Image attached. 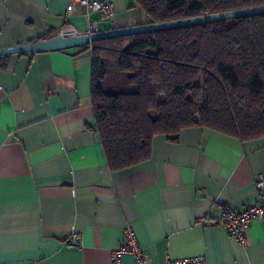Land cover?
Returning a JSON list of instances; mask_svg holds the SVG:
<instances>
[{"label":"crops","instance_id":"1","mask_svg":"<svg viewBox=\"0 0 264 264\" xmlns=\"http://www.w3.org/2000/svg\"><path fill=\"white\" fill-rule=\"evenodd\" d=\"M109 1L113 14L100 19L79 4L70 11L72 0H0V48L63 26L83 35L89 22L98 31L147 23L132 0ZM90 89L81 46L8 55L0 68V264H110L127 225L150 264H264L263 221L252 219L242 241L220 223L224 204L259 199L264 136L187 127L176 140L155 135L147 160L111 171ZM73 234L79 247L66 245ZM121 264L136 262L125 254Z\"/></svg>","mask_w":264,"mask_h":264},{"label":"trees","instance_id":"2","mask_svg":"<svg viewBox=\"0 0 264 264\" xmlns=\"http://www.w3.org/2000/svg\"><path fill=\"white\" fill-rule=\"evenodd\" d=\"M132 1L147 23L264 5ZM81 49L91 55L94 129L111 171L147 160L155 135L176 140L187 127L241 140L264 136V12L104 38ZM7 58L0 56V68Z\"/></svg>","mask_w":264,"mask_h":264},{"label":"built area","instance_id":"3","mask_svg":"<svg viewBox=\"0 0 264 264\" xmlns=\"http://www.w3.org/2000/svg\"><path fill=\"white\" fill-rule=\"evenodd\" d=\"M79 4L85 8V15L88 17L90 11L97 12L100 19H108L113 14L112 3L109 0H72L69 10L73 11ZM98 32L96 22H89L88 33ZM72 27L63 26L57 29L56 35H75ZM254 186L258 192L259 199L254 204L245 205L238 209L233 205L224 204L222 206L220 223L229 235L242 241L246 234L249 222L258 219L264 222V180L258 177L254 180ZM202 221V219H200ZM80 235L73 234L66 245L68 247L80 246ZM125 254L131 255L136 264H150L143 255L142 248L138 245L132 229L127 225L123 231L120 245L110 252V264H121V257ZM202 261V257L191 256L183 258H168L165 264H197Z\"/></svg>","mask_w":264,"mask_h":264},{"label":"water","instance_id":"4","mask_svg":"<svg viewBox=\"0 0 264 264\" xmlns=\"http://www.w3.org/2000/svg\"><path fill=\"white\" fill-rule=\"evenodd\" d=\"M264 12V5L246 7L241 9H234L229 11H222L212 14H202L182 19L169 20L157 23H146L130 27H122L108 31H98L95 33H87L83 35H55L50 38L28 42L24 44L13 45L9 47L0 48V56L21 54V53H37L43 51L65 49L76 46H83L91 42L123 35L137 34L152 30L177 27L182 25L198 24L208 21L235 18L245 15L258 14Z\"/></svg>","mask_w":264,"mask_h":264},{"label":"rangeland","instance_id":"5","mask_svg":"<svg viewBox=\"0 0 264 264\" xmlns=\"http://www.w3.org/2000/svg\"><path fill=\"white\" fill-rule=\"evenodd\" d=\"M227 24L231 25V24H233V21L229 20V21H227Z\"/></svg>","mask_w":264,"mask_h":264}]
</instances>
